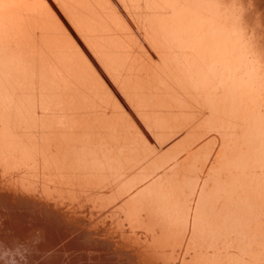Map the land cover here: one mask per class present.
<instances>
[{
    "label": "bare ground",
    "instance_id": "bare-ground-1",
    "mask_svg": "<svg viewBox=\"0 0 264 264\" xmlns=\"http://www.w3.org/2000/svg\"><path fill=\"white\" fill-rule=\"evenodd\" d=\"M54 1L0 0V264H264V0Z\"/></svg>",
    "mask_w": 264,
    "mask_h": 264
},
{
    "label": "water",
    "instance_id": "water-1",
    "mask_svg": "<svg viewBox=\"0 0 264 264\" xmlns=\"http://www.w3.org/2000/svg\"><path fill=\"white\" fill-rule=\"evenodd\" d=\"M51 3H53L54 6L57 7L56 3L54 0H50ZM88 224V223H87ZM82 230V229H81ZM80 229L78 230L81 231ZM119 234L115 233V232H110L108 233L107 237H112L115 239L116 243H121L120 239H118ZM117 255L120 257V259L123 260V263L126 264L125 262L127 261H131V262H135V263H141V254L136 256V249L133 247L130 248H117ZM138 253V252H137ZM140 256V257H139Z\"/></svg>",
    "mask_w": 264,
    "mask_h": 264
},
{
    "label": "clouds",
    "instance_id": "clouds-1",
    "mask_svg": "<svg viewBox=\"0 0 264 264\" xmlns=\"http://www.w3.org/2000/svg\"><path fill=\"white\" fill-rule=\"evenodd\" d=\"M25 256H26V254H25ZM3 259L5 260V261H7L8 259H10L9 257H3ZM11 259H15L14 257H12ZM24 259H25V257H24ZM17 264H19V261H17Z\"/></svg>",
    "mask_w": 264,
    "mask_h": 264
},
{
    "label": "rangeland",
    "instance_id": "rangeland-1",
    "mask_svg": "<svg viewBox=\"0 0 264 264\" xmlns=\"http://www.w3.org/2000/svg\"><path fill=\"white\" fill-rule=\"evenodd\" d=\"M109 223L111 224V222H109ZM112 224H113V222H112ZM104 225H105V224H104ZM106 225H107V226L109 225V224H108V222H107V224H106ZM106 225H105V226H106ZM107 226H106V227H107Z\"/></svg>",
    "mask_w": 264,
    "mask_h": 264
}]
</instances>
